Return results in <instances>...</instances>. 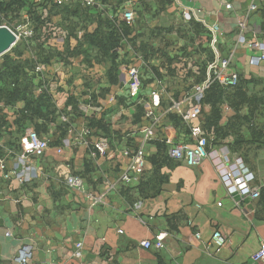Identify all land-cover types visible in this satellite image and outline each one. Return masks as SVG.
Here are the masks:
<instances>
[{
  "label": "crops",
  "instance_id": "0c3cea01",
  "mask_svg": "<svg viewBox=\"0 0 264 264\" xmlns=\"http://www.w3.org/2000/svg\"><path fill=\"white\" fill-rule=\"evenodd\" d=\"M164 1L169 14L191 13L208 32V27H217L221 56L232 59V71L254 82V91H264V62L259 67L251 64L260 54L253 45H264V0ZM158 2L95 0L88 6L87 0H71L68 6L84 9L92 23L65 34L56 32L63 30L57 27L61 16L51 18L50 32L41 34L34 33L26 14L15 30L0 23L10 31L32 33L0 56V72L6 58L30 63L35 71L42 66L34 98L47 92L51 102L50 113L42 117L24 113L25 101L13 106L0 102V264H15L26 249L32 251L29 264H254L252 257L264 245V200L231 197L210 160L190 168L172 156L179 145L195 146L193 128L203 133V109L191 95L196 85L191 79L185 83V74L183 80L171 76V66L159 54L146 60L127 41L117 50L120 64L114 83L109 78L111 64L86 43L99 18L124 22L125 11L139 15L145 9L153 14ZM32 3L55 6L51 0ZM145 17L147 24L154 22ZM71 20L80 21L79 17ZM243 37L245 42H240ZM47 53L48 61L43 58ZM198 61L203 64L206 57ZM133 66L140 67L143 79L138 97L129 90L128 70ZM148 106L157 120L146 118ZM192 110L199 112L186 120ZM223 110L226 123L234 113L227 107ZM103 117L109 134L99 130L96 135L89 128L90 119ZM38 130L39 137L49 142V150L35 159L27 156L24 142L28 133ZM102 144L107 147L105 156L98 154L97 146ZM142 145L146 172L124 185L120 179L128 162L122 152ZM158 145L165 146L171 161L159 173L153 163ZM59 149L63 150L60 156ZM251 162L257 184L264 187V152ZM69 176L83 179L87 195L68 188ZM216 230L227 238L220 251L211 242ZM143 242H162L165 248L146 250Z\"/></svg>",
  "mask_w": 264,
  "mask_h": 264
},
{
  "label": "trees",
  "instance_id": "16d2710c",
  "mask_svg": "<svg viewBox=\"0 0 264 264\" xmlns=\"http://www.w3.org/2000/svg\"><path fill=\"white\" fill-rule=\"evenodd\" d=\"M117 9L114 10V13L118 12ZM83 10L84 9L81 8H70L68 5L62 7L52 6L51 9L46 6L36 7L32 3V0H0V23L11 25L23 19V14H26V16L30 18V22H32L34 33L41 34V32H50V25H54L51 18L61 16L62 23L57 27H61L66 32L70 33L86 24L88 25V23H92V20L89 19V16H87L85 10ZM76 17H79L80 21L71 20V18ZM145 18L146 17H144L143 20L146 23ZM96 22L98 28L93 35L88 37L86 43L89 44L92 49L98 50L104 62L111 64L109 78L112 82H116L117 75L115 77V73L120 64L118 61L120 55L117 50L126 41L132 42V48L136 53H140L144 56L146 60L149 57L153 58L155 55L159 54V57L171 66V69L168 68V73L171 74V76L183 80L182 76L185 74V83L188 82V79H191L194 85H198L206 79L208 62L214 59L209 44L208 46L210 49L204 51L206 57L205 63L200 64L199 61H197L196 64L192 65V68L199 69V74L195 75L192 73V69H188V61H194V57L187 54L185 47L180 50L179 53L181 55L178 53L177 56H172L173 51H170V49L173 47L172 42L174 41L167 38L173 35L171 31L163 27H156L153 29H146L151 31L149 35L143 31H139V35L136 34V36L131 39L132 35L137 32L126 22H118L116 19L112 21L109 18L103 17L102 19L99 18ZM135 28L138 29L137 27ZM207 34L210 43L211 35L208 31ZM145 36L151 39L150 42L147 41ZM49 37L50 36H47L45 38L48 39ZM152 38H161L164 46H157L154 44L155 40ZM15 53L18 56L22 54L20 48H16ZM44 53L45 52L41 51V55ZM43 58L48 61L50 54L47 53ZM27 71L29 73H27ZM156 74L158 79L162 78L159 73ZM37 77L38 73L35 71V68L32 67V64L14 62L6 58L5 64L0 72V102H4L5 105L13 106L20 101H25L26 108L24 113H32L38 117L44 116L45 113L49 114L51 102L47 96V92H44V94L38 98H34V91L40 86V83L36 85ZM21 79L26 83L25 86L23 82L20 83ZM10 80H13L14 83L8 85ZM11 86H13V88H11ZM252 86H254V82H247L242 80L239 76V83L236 87L223 88L219 84H214L200 100V105L203 109L202 129L204 136L211 140L212 147H227L232 157L239 154L250 170L253 169V162H251L253 160L249 158L248 153H245L244 147L257 145L261 142L260 140L264 138V134L258 131L256 124L257 117L264 108V91L256 92L254 91L256 87ZM224 107L231 109L234 113V116L229 118L226 123L222 122L224 119ZM207 108L208 112L206 111ZM102 114H104V112H102ZM104 119V117L98 121L93 120V118L90 119L89 128L90 130L95 129L96 135L99 133V130L105 135L109 134L108 125L105 123ZM22 122L23 121H20V123ZM43 133H47L46 128L43 130ZM37 134L40 135L41 132L38 130ZM65 134L64 132V136ZM246 134H248L249 138H247ZM261 144L264 146V142H261ZM158 149L159 152L156 156V160L154 159L153 161L154 165L157 166V173L171 162L166 154L165 146L158 145ZM259 150L264 152V148ZM159 192L160 190L157 193ZM262 200H264V189L262 190L259 201Z\"/></svg>",
  "mask_w": 264,
  "mask_h": 264
},
{
  "label": "built area",
  "instance_id": "2783aa9c",
  "mask_svg": "<svg viewBox=\"0 0 264 264\" xmlns=\"http://www.w3.org/2000/svg\"><path fill=\"white\" fill-rule=\"evenodd\" d=\"M55 6H67L71 3V0H51ZM95 0H87V5H94ZM228 6L227 9H230ZM256 10L252 7V11ZM185 16H190L193 19L191 13H185ZM123 19L127 23H134L135 15L131 10L125 11ZM191 19V20H192ZM209 33L211 35L210 48L213 51L214 59L208 64L206 79L201 83L193 87L192 97L201 100L205 93L214 85L219 84L223 88H234L239 83V74L232 71V59L223 58L219 50V31L217 27H208ZM16 38V44L22 41L24 38L32 37V33L28 30L18 29L16 32L11 31ZM240 42H245L244 37L240 39ZM254 49H257L260 53L259 56L252 60V65L259 67L264 62V45L261 43H255L253 45ZM43 71V67H37L36 72L39 74ZM129 78V90L133 97L140 94L142 89V73L140 67L133 66L128 70ZM41 89L39 93H42ZM199 112V111H198ZM197 111H190L186 115V120L194 117L198 114ZM147 118H152L157 120L154 112L151 109L146 110ZM185 120V121H186ZM156 122V121H155ZM1 129V125H0ZM152 135V134H150ZM25 139V152L27 156L40 159L45 156L46 152L49 150V142L42 140L36 132H30ZM193 136L195 139V146L189 148L183 145H179L172 152V156L183 161L188 167L195 168L202 165L206 160H210L215 168L216 172L220 178L222 185L228 191L231 197H240L242 200H249L251 202L258 201L261 198L262 190L264 187L257 184V177L253 172L247 168L241 159H235L231 156L227 147H212L211 140L204 136L201 128H193ZM148 138V137H147ZM149 140V138H148ZM98 154L100 156H105L107 154L106 145H98ZM144 146H139L136 148L126 149L122 152L123 158L128 162V166L121 176V183L133 184L137 179L142 177L145 173L146 168V157H145ZM63 150H58V155H62ZM67 186L70 190L87 195V190L84 181L76 176H69L66 181ZM120 233H123L120 231ZM200 238V235H198ZM212 245L219 251L224 249L227 245V238L220 230L214 231L211 239ZM81 245H79V248ZM141 247L146 250L156 249L158 251L165 248L162 242H143ZM32 259L31 249L26 250L22 255L20 260L15 261V264H29ZM254 264H264V245L260 250L252 257Z\"/></svg>",
  "mask_w": 264,
  "mask_h": 264
},
{
  "label": "rangeland",
  "instance_id": "374dc122",
  "mask_svg": "<svg viewBox=\"0 0 264 264\" xmlns=\"http://www.w3.org/2000/svg\"><path fill=\"white\" fill-rule=\"evenodd\" d=\"M164 3H165L164 0H159L158 6L156 7V13L151 14L150 12L146 11L145 9H143L142 13L140 11L139 15H137V13L136 14L134 13L135 21L132 24L127 23V21L125 19H123V21L126 22L135 32L138 33L139 31H143V32L147 33V35H149V32H151V31L150 30H146V29H153V28H156V27H159V28L163 27L166 30H169V31H171L173 33V35L170 37V39L172 41H174V42H172L173 43V47L170 49V51L179 53L180 50L183 47H185V49L187 51V54L192 56V57H194V61L193 62H197L202 57L204 58L205 57L204 51L206 49H210L209 46H208V44L210 45L209 37H208V34H207V31H206L205 27L202 24H199V23L195 22L192 19V17H190V16L181 15L180 13H178L176 15L169 14L167 12L168 10L165 9L166 5ZM146 15L149 17V19L153 18L154 22L150 23V24H146L144 22V20H143V18ZM22 21H23V19H21L20 21H16L13 24L8 25V26L12 30H15V27L22 26V24H23ZM135 27H137L138 29H136ZM20 30H22V29H20ZM64 31L65 30L63 29L61 31L58 30L56 32H58V34H63V33L65 34ZM143 32H141V33H143ZM145 38L147 39L148 42H150L151 39H149V37L145 36ZM152 39L155 40L154 43L157 46L158 45L159 46H164L163 40H161V38H152ZM173 56H174V54H173ZM189 67H192V65H188V69H189ZM192 73L195 74V75L199 74L198 70H196V69H192ZM142 83H143V79H142ZM174 89H175V87L173 88V90ZM138 95L135 96V97H138ZM147 109H151L154 112V110L150 106H148ZM146 118H147V116H146ZM256 124H257L258 131L259 132L261 131V133L264 134V108L259 113V115L257 117ZM246 136H247V138H249L248 134H246ZM150 137H151V135L148 136V138H150ZM260 141L264 142V138L261 139ZM261 142L259 144H257V145L251 146V147H249V146H245L244 147L245 148V153L249 154V158L251 160H253L259 153L262 152V150L261 151L259 150V149H263L264 148V146L261 144ZM57 154H58V152H57ZM231 156H232V154H231ZM145 157H146V152H145ZM233 158L241 159V156L239 154H236V155H234ZM146 164H147V158H146ZM245 166L247 167V164ZM214 168H215V166H214ZM215 170H216V168H215ZM145 172H146V168H145ZM220 183H221V181H220ZM122 184L128 185V184H125V183H122ZM85 187H86V185H85ZM223 187L225 188L224 185H223ZM226 191H227V189H226ZM227 193H228V191H227ZM26 250H28V249H26ZM26 250L24 252H26Z\"/></svg>",
  "mask_w": 264,
  "mask_h": 264
},
{
  "label": "water",
  "instance_id": "95a60500",
  "mask_svg": "<svg viewBox=\"0 0 264 264\" xmlns=\"http://www.w3.org/2000/svg\"><path fill=\"white\" fill-rule=\"evenodd\" d=\"M16 38L6 27H0V56L9 52L16 44Z\"/></svg>",
  "mask_w": 264,
  "mask_h": 264
}]
</instances>
